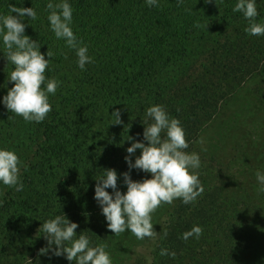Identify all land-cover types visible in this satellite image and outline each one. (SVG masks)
<instances>
[{
    "label": "rangeland",
    "instance_id": "1",
    "mask_svg": "<svg viewBox=\"0 0 264 264\" xmlns=\"http://www.w3.org/2000/svg\"><path fill=\"white\" fill-rule=\"evenodd\" d=\"M237 2L196 0L195 23L188 29L187 39H176V47L142 55L125 50L110 74L102 78L113 82L109 93L96 87L78 95L65 88L78 100L62 109L60 116L50 112L42 122H26L25 126L20 122L17 128L13 122L0 121V148L13 150L20 158V178L34 173L31 197L23 201L38 204L35 201L40 199L46 209L38 204L32 227L23 233L16 224L27 215L13 218L1 231L3 214H19L23 196L0 183V264H28L26 258L34 261L41 235L30 231L42 232L40 226L63 213L66 206L99 214L94 190L96 179L106 169L116 171L118 190H127L121 175L129 171L124 158L133 141L127 138L147 144L143 130L152 121L146 110L153 105H163L170 117L181 122L189 144L185 151L200 157L197 171L204 192L192 204L177 199L162 205L152 217L156 238L138 240L129 230L119 235L121 264H264V193L257 191L256 178L257 171L264 174V37L260 41L261 36L245 32L249 21L232 10ZM255 3L258 23L264 24V0ZM158 30L157 25L146 28L147 36L158 40ZM168 51L176 52L175 58H164ZM57 95H49L53 107H58ZM116 109L120 110V125L111 124ZM76 118L81 120L73 121ZM139 155L137 149L130 158L134 162ZM90 156L98 157L85 164ZM130 177L141 181L151 174L132 169ZM194 225L203 228L201 237L183 240L182 234ZM165 230L168 235L162 238ZM162 248L175 252V258L161 256ZM60 261L66 264L65 256Z\"/></svg>",
    "mask_w": 264,
    "mask_h": 264
},
{
    "label": "clouds",
    "instance_id": "2",
    "mask_svg": "<svg viewBox=\"0 0 264 264\" xmlns=\"http://www.w3.org/2000/svg\"><path fill=\"white\" fill-rule=\"evenodd\" d=\"M182 2L183 0H178V5ZM209 2L211 0H205V3ZM145 3L149 7L158 6V0H145ZM46 9L55 37L63 39L69 49L75 50L78 67L84 70L86 64L94 61L88 55L87 46L83 45L72 30L71 5L67 0L59 3L49 0ZM232 10L242 13L249 21L246 33L264 36V24L255 22L258 16L255 0H238ZM8 11V15L0 16V37L7 61L14 65V70L8 79L13 82V86L3 97V104L8 111L21 116L25 122L39 123L52 111L49 94L54 95L61 83L55 78L46 79L45 75L55 54L47 50V57L50 59H45L44 54L39 51L41 44L24 34L26 25L21 21L25 15L30 20L37 19V13L32 7L9 5ZM11 13L17 15L13 16ZM112 115L115 121L111 124L123 123L119 109L113 111ZM146 117L152 121L143 130V140L147 144L137 142L131 136L127 138L133 142L126 149L128 155L124 158L129 171L121 174L127 186L126 192L118 190V176L114 169H106L105 175L96 179L94 190V199L101 207L107 228L116 236L129 230L138 240L157 237L152 217L162 205H171L177 199L186 205L192 204L204 192L197 171L201 167L200 157L197 153L185 151L189 144L181 122L170 117L163 105L147 108ZM130 126L129 124L128 129ZM137 149L140 150V155L133 162L130 157ZM20 165V158L15 151L0 148V183L22 191L24 185L20 181ZM132 169L149 173L151 178L134 181L130 177ZM256 178L259 182L257 191L264 193V174L257 171ZM108 188L113 190L111 194L105 190ZM77 228L78 224L68 220L65 214L45 221L40 229L47 246L41 248L38 255H47L51 251L53 256H65L68 261H75V264H113L106 251L108 245L101 243L91 246L88 236L80 234L77 237ZM202 234L203 228L194 225L181 238L185 241L192 237L199 239ZM167 235L165 230L162 238ZM160 255L175 258L176 253L162 248Z\"/></svg>",
    "mask_w": 264,
    "mask_h": 264
},
{
    "label": "trees",
    "instance_id": "3",
    "mask_svg": "<svg viewBox=\"0 0 264 264\" xmlns=\"http://www.w3.org/2000/svg\"><path fill=\"white\" fill-rule=\"evenodd\" d=\"M195 1L183 0L178 5V0H158L157 7H149L146 5L145 0H67L73 9L72 30L77 38L82 41L83 45L87 46L88 55L94 61L93 63L86 64L84 70L78 67V58L75 50L69 49L65 41L57 39L52 32L47 19L49 12L46 9L49 0H0V16L9 14V5L24 8L32 7L36 11V20H30L25 15L21 22L26 25L24 34L41 44L39 51L44 54L45 59H50L47 57V50L55 54L45 75L46 79L55 78L61 82L56 91L57 97L60 98L58 107L52 106L51 111L52 115L55 113L60 116L61 112L64 111L62 109L74 106L75 104L72 101L78 100L65 92V88H70L71 93L78 95L87 92L89 89H96V87H99L101 92H108L110 90V83L113 82L103 81L102 78L110 74V70L120 61V56L125 50H137L136 54L142 55L143 52L154 51L155 49L164 51L169 46L176 47V39L179 41L181 37V39H187L186 34L189 32L188 29L192 23H195L194 19L196 18L195 12L197 7L194 4ZM52 2L59 3L61 0H52ZM11 15L16 16L17 13H11ZM226 22L220 23L221 26L226 25ZM255 22L258 23L257 18ZM156 25L159 28L158 40L155 37H148L146 33V28L152 29ZM216 25L219 24L216 23ZM248 25L249 22H247V27ZM263 37L261 36L259 40L261 41ZM243 43L246 44L244 41ZM175 53L174 51H168L164 58L171 60L175 58ZM12 70H14V65L7 61L2 37H0V121L4 123L13 122L14 127L17 128L20 126V122H22L21 125L23 126L26 125V122L21 116L18 117L8 111L3 104V97L7 95L8 90L13 86V82L8 80ZM90 80L94 81L90 82ZM113 89H115L114 86ZM107 95L109 96V94ZM136 96L140 98L141 94ZM110 99L113 100V98ZM71 113L72 115L76 114L75 110ZM52 120L53 117L49 119V122H52ZM77 120L81 119H73L76 122ZM59 123H64L61 117ZM78 128L80 129V133L85 132L82 124H78ZM97 157L90 156L89 161H85V164L94 163ZM40 166L36 165V168ZM40 172H43V169H40ZM32 174L34 173H26L24 177L20 178V181L24 185L21 191V195L23 196L22 202H19L17 207L18 209L20 208V212L17 214L16 211L14 217H8L5 215L6 213L3 214L1 231L10 226L13 218L18 219L21 216L27 215L25 220L21 218L16 224V229L23 233L26 228L32 227L31 223L34 222L40 210L38 204L42 206L41 210H46L43 207L44 203H41L40 199L35 201L38 204L24 202L25 199L31 197L29 190L36 183ZM75 193L80 194V192ZM73 195L74 191H71L69 195L70 200L73 198ZM57 204L61 203L57 201ZM64 214L68 220L78 224V228L75 230L77 237L80 234L88 236L91 246L106 243L108 245L106 251L109 252L113 264L116 262L122 263L123 258L122 260L120 258L121 250L118 245V236L111 237L113 233L110 234L111 231L107 228V221L102 211L99 214H95V210H84L80 207L74 208L68 205L65 211L59 215L62 216ZM30 234L41 235V238L37 242L38 248L41 249L47 246L42 232L34 228V230L30 231ZM100 234L103 237L106 236V238H102ZM106 239L108 240L107 242ZM110 247L112 248L110 249ZM27 249H30V247L27 246ZM135 254L131 252V255L135 256ZM21 257L24 258L23 255ZM33 257L34 261H31L32 258L25 259L28 264H37L38 262L61 264L60 259L62 256H53L51 251H49L47 255H36ZM66 264H75V261L70 262L66 259Z\"/></svg>",
    "mask_w": 264,
    "mask_h": 264
}]
</instances>
